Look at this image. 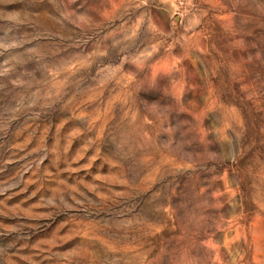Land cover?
<instances>
[{"label":"rangeland","instance_id":"1","mask_svg":"<svg viewBox=\"0 0 264 264\" xmlns=\"http://www.w3.org/2000/svg\"><path fill=\"white\" fill-rule=\"evenodd\" d=\"M0 264H264V0H0Z\"/></svg>","mask_w":264,"mask_h":264}]
</instances>
